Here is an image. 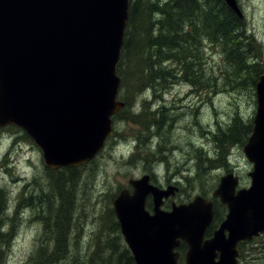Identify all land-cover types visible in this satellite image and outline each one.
Here are the masks:
<instances>
[{
	"label": "water",
	"instance_id": "water-1",
	"mask_svg": "<svg viewBox=\"0 0 264 264\" xmlns=\"http://www.w3.org/2000/svg\"><path fill=\"white\" fill-rule=\"evenodd\" d=\"M244 18L238 0H224ZM130 0H0V129L25 131L49 169L78 168L103 152L114 134L119 100L117 65L124 44ZM253 132L242 148L253 165L250 186L234 173L222 176L213 197L228 209L210 238L214 200L162 207L178 192L150 175L113 200L121 235L135 264H238L239 245L264 234V74L255 85ZM153 209H147L148 198Z\"/></svg>",
	"mask_w": 264,
	"mask_h": 264
},
{
	"label": "rangeland",
	"instance_id": "rangeland-1",
	"mask_svg": "<svg viewBox=\"0 0 264 264\" xmlns=\"http://www.w3.org/2000/svg\"><path fill=\"white\" fill-rule=\"evenodd\" d=\"M238 3L244 13L246 26L255 36L256 44L260 45L258 52L264 62V0H238ZM201 43L203 56L199 62L206 70L205 79L209 83L192 85L176 81L173 85L158 89L156 93L148 90L139 94L133 102V114L140 117L145 101L151 112L162 113V109L166 108L167 112L160 115V118H164L161 127L152 129V122L146 118L142 124L117 118L113 123L117 135L94 161L85 167H78L83 169V174L73 193L75 202L71 229L79 235H69V258L73 256L81 264H90L91 261L93 264H109L105 259L93 261L94 249L92 245H87L96 243L101 231H112L111 223L104 219L109 208L118 224L113 200L120 191L132 190L129 184L131 179H140L148 174L151 182L163 189L169 185L177 186L179 192L165 201L164 210H170L173 202L177 205L189 203L197 195L214 198L213 192L218 187L219 179L229 173L240 177V187L250 186L248 174L253 165L242 150L245 145L230 148L227 166L210 168L204 163L207 158H214V136L220 137L235 115L245 123L248 118H252L253 123L257 102L255 86L249 92L252 76L249 70L241 73L243 82L238 85L233 77L236 71L227 52L209 39ZM169 117L171 121H168ZM0 148V187L9 193L8 215L19 210L20 216V221L4 223L6 231L15 232L6 264H26L40 243L48 248L51 246L57 223L63 220V213H59L61 200L51 187L48 170L52 169L46 166L40 148L25 131L13 125L0 129ZM199 175H203L202 182L198 181ZM189 184L194 186L190 189ZM72 190L66 187L67 199L69 193L72 196ZM23 195L31 199V205L25 202L18 205ZM215 200L219 221L216 219L213 223L212 230H209L212 232L228 214L227 207L218 199ZM147 209L152 212L151 197L148 198ZM23 213L25 216L21 217ZM46 228H49L47 232ZM119 235L124 241L120 227ZM255 239L247 243V250L244 248L247 264H264V235ZM107 245L112 246V250L117 249H114L116 245L112 235L100 245L104 247L102 258L107 255ZM125 246L128 248L126 243ZM116 252L118 259L119 250ZM113 254L111 252L110 258Z\"/></svg>",
	"mask_w": 264,
	"mask_h": 264
},
{
	"label": "trees",
	"instance_id": "trees-1",
	"mask_svg": "<svg viewBox=\"0 0 264 264\" xmlns=\"http://www.w3.org/2000/svg\"><path fill=\"white\" fill-rule=\"evenodd\" d=\"M204 39H209L227 52L230 63L236 71L233 77L238 85H242L243 82L241 73L249 70V74L252 76L249 92H252L258 77L264 74V62L261 61L258 52L260 45L254 41L255 36L251 34L248 25L246 26L245 18L240 19L224 0H130L126 34L117 65V74L121 78L122 90L119 100H123L124 107L113 117L114 121L119 118L142 124V120L146 118L147 121L152 122V129L160 128L164 122V118H160V115L167 112V109H162V113H152L145 101L143 103L144 111L138 117L132 112L134 99L148 90H153L156 93L158 89L165 85H173L176 81L192 85L208 84V79H205L206 70L199 62L200 57L203 56L201 42ZM188 57H191L190 60ZM192 91L198 92V90ZM171 119L169 117L168 121ZM252 132V118H248L245 123L235 115L221 136H214L215 149L212 151L214 158H210V160L207 158L204 164L207 163L210 168L218 165L227 166L230 148L236 145H246ZM116 135L117 133H114L107 142ZM199 158L202 160L200 155ZM199 164L201 165V162ZM48 172L51 187L57 192L58 199L61 200L59 213H63V220L57 223V230L55 229L56 233L52 237L51 246L48 248L44 243H40L41 245L34 249L36 251L30 255L26 264H81L73 256L69 258L68 248L70 233L73 236L78 234H74L75 231L71 229L75 202L73 193L77 189L76 186L82 177L83 169L61 168L48 170ZM191 172L193 174V171ZM199 176L198 181L202 182L203 175ZM67 186L73 189L72 196L69 193L68 199L65 195ZM193 186L189 184L190 189ZM8 201L7 189L0 187V264H6L10 245L15 237V232L5 230L4 223L5 221H20L19 210L8 215ZM22 202L31 205V199L25 198L24 195L21 196L20 201L18 200V205H21ZM24 213L21 217L25 216ZM217 217L215 212L214 222L216 219L219 221ZM104 219L111 223L112 231L108 233L101 231L95 240L96 243L91 242L87 245V247L92 245L94 249L92 260L105 259V262L109 264H135L131 252L119 235V225L110 208ZM211 228L212 226L209 230H212ZM48 229L46 228L45 232ZM209 230L207 237L212 236L213 233ZM110 235L113 236V242L116 245L114 249L119 250L118 259H116V250H112V246L109 245L106 246V252L108 250L109 253L107 252L105 258H102L104 247L100 245ZM241 249L244 254V247L241 246ZM111 252L114 253L113 258H110ZM91 263L94 262L91 261Z\"/></svg>",
	"mask_w": 264,
	"mask_h": 264
},
{
	"label": "flooded vegetation",
	"instance_id": "flooded-vegetation-1",
	"mask_svg": "<svg viewBox=\"0 0 264 264\" xmlns=\"http://www.w3.org/2000/svg\"><path fill=\"white\" fill-rule=\"evenodd\" d=\"M205 198H207L209 200L212 199L211 197H205ZM210 237H207V238H210ZM241 246H243L244 248L246 247V250H247V243L239 245L240 258H239L238 264H242V262H243V264H247V255H246V252H244V254L242 253ZM187 249H188V247L185 243H182V245L178 249H176L175 252H177L179 254L177 264H185V256L187 253Z\"/></svg>",
	"mask_w": 264,
	"mask_h": 264
},
{
	"label": "bare ground",
	"instance_id": "bare-ground-1",
	"mask_svg": "<svg viewBox=\"0 0 264 264\" xmlns=\"http://www.w3.org/2000/svg\"><path fill=\"white\" fill-rule=\"evenodd\" d=\"M249 31V30H248ZM249 33V32H248ZM249 36V35H248ZM255 41V40H254ZM147 92V91H146ZM166 92V91H165ZM152 95V94H151ZM156 112V111H155ZM153 113V112H152ZM158 113V112H157ZM182 114H183V112H182Z\"/></svg>",
	"mask_w": 264,
	"mask_h": 264
}]
</instances>
